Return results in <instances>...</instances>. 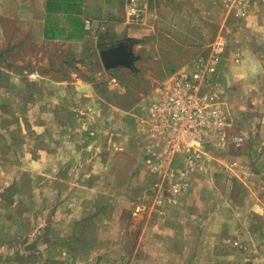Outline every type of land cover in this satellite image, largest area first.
<instances>
[{"label":"crops","instance_id":"0c3cea01","mask_svg":"<svg viewBox=\"0 0 264 264\" xmlns=\"http://www.w3.org/2000/svg\"><path fill=\"white\" fill-rule=\"evenodd\" d=\"M139 2L142 19L132 22L126 0H0V118L1 106L10 105V120L27 121L35 133L27 136L38 138L43 148L31 159L32 168L53 160L55 169L75 173L84 164L81 155L91 154V172L85 179L96 174L95 179L102 180L110 168H127L120 157L136 153L137 137L141 154L134 165L140 164L147 176L145 193L105 194V222L112 218L115 231L107 247L97 245L99 264H264L261 252L237 259L242 245L250 253L259 248L264 253V224L257 230L250 219L264 220L260 198L244 194L249 196L246 207L230 205L234 196L226 190L232 186L215 175L233 162L245 164L246 158L218 155L201 168L148 165L154 110L164 86L194 57L205 55L218 36L226 45L215 78L225 89L226 108L242 111L244 104H251L264 112V71L247 80L229 75L230 65L243 60L245 53L264 68V4L252 2L247 15L236 18L225 0ZM122 43L128 45L131 65L105 70L99 52ZM112 78L119 82V91L107 87ZM133 83L141 87L137 99L130 93ZM249 122L254 128L247 132L232 124L231 135L239 130L243 136L240 146L230 148L244 147L255 162L264 153V134L258 129L264 115L250 114ZM101 155L109 159L103 161ZM178 174L188 187L173 197L170 187ZM220 185L222 191L215 188ZM136 200L138 214L135 208L127 210L129 205L119 209ZM98 213V208L91 212ZM237 241L247 244L237 248Z\"/></svg>","mask_w":264,"mask_h":264},{"label":"rangeland","instance_id":"374dc122","mask_svg":"<svg viewBox=\"0 0 264 264\" xmlns=\"http://www.w3.org/2000/svg\"><path fill=\"white\" fill-rule=\"evenodd\" d=\"M45 49L53 52L52 47L47 46ZM138 52L140 53V50H137L136 54ZM140 55L143 56V52ZM236 59L239 58H234L235 62ZM85 60L88 59H83L84 63H87ZM98 61L101 64L100 58ZM91 62L95 65L94 61ZM149 66H151L150 62L145 68ZM133 85L130 93L132 98L137 99L141 93V87L137 83ZM222 89L225 91L224 87ZM254 107L255 105L244 104L242 111L229 106L228 108L225 106V110L231 124L242 129L240 131L247 132L254 128L249 122L250 114H255V117L258 114L264 115V112H261V106L258 110ZM1 109L4 119L0 118V264H99L102 257L101 249H97V245L106 246L109 234L115 231L112 218L105 222L107 219L104 214L107 212L105 194L110 192L122 194L130 191L136 192V195L140 191L141 194L145 193L144 184L147 176L138 164L139 154H141L139 140L137 137L136 141L133 140L136 153L132 152L126 157H120V164L126 163L127 168H110L102 180L95 179L96 174L95 178H92L93 174H90L89 179L84 178L91 172L88 168L91 154L86 153L81 155L85 157L84 164L75 173L68 168L55 169L57 163L53 160L46 161L43 168L42 166L32 168L31 159L38 156L37 151L43 148L42 144L38 142V138L27 136L28 133L35 135L30 131L27 121L10 120V105H2ZM258 125V129L264 134V123L259 122ZM240 131L238 130L236 134L243 136ZM234 136L235 134L231 135L229 132L226 145L212 155L214 157L223 155L229 158L238 154L249 162L248 159L252 160L251 155L246 153L244 147L232 149L237 147L233 143ZM141 145L143 146L144 142ZM146 145H148L147 141ZM101 156L103 161L104 158L109 159L107 155ZM135 160L138 163L134 165ZM247 162L245 164L233 162L228 165L229 167L217 170L215 175L219 176L221 181H229L232 186L230 191L226 190V192L234 196V199L227 203L235 206L234 204L239 202L240 204L236 205L244 208L247 206L249 197L244 194L252 193L260 198L259 205L264 208V153H259L255 162L253 160V163ZM261 164L263 166H260ZM106 171L108 170L106 169L104 173ZM147 171L150 173L149 170ZM128 180L135 183L128 186L125 183ZM106 182L111 185L107 186ZM223 185L215 188L222 191ZM81 197L84 198L83 202ZM136 202L137 200L125 205L121 204L119 209L126 208L128 205L127 210L135 208ZM96 208L102 213L91 214ZM250 219L253 221V227L257 230L263 229L264 220L261 221L253 216H250ZM128 228L129 224L126 226L127 230ZM94 238L98 242H94ZM243 243L247 244V241ZM243 243L239 242L241 245ZM262 250L259 248L255 250V253H250L249 249L242 245L237 259L254 258L260 252L264 258Z\"/></svg>","mask_w":264,"mask_h":264},{"label":"built area","instance_id":"2783aa9c","mask_svg":"<svg viewBox=\"0 0 264 264\" xmlns=\"http://www.w3.org/2000/svg\"><path fill=\"white\" fill-rule=\"evenodd\" d=\"M252 2L264 4V0H225V5L234 17L244 18ZM126 15L132 22L141 21L139 0H126ZM225 45L224 37L218 36L205 55L196 56L164 86L154 110L150 168H175L182 164L201 168L215 159L213 152L226 145L232 124L224 106V90L215 78ZM107 87L119 91L120 85L112 78L107 81ZM233 143L240 146L241 137L235 135ZM178 176L170 187L173 197L188 187L181 179L182 174ZM140 210L139 206L135 207L134 215ZM234 245L240 247L238 242Z\"/></svg>","mask_w":264,"mask_h":264},{"label":"water","instance_id":"95a60500","mask_svg":"<svg viewBox=\"0 0 264 264\" xmlns=\"http://www.w3.org/2000/svg\"><path fill=\"white\" fill-rule=\"evenodd\" d=\"M101 64L105 70H114L119 66H130L127 44H117L99 52Z\"/></svg>","mask_w":264,"mask_h":264},{"label":"clouds","instance_id":"9594fccd","mask_svg":"<svg viewBox=\"0 0 264 264\" xmlns=\"http://www.w3.org/2000/svg\"><path fill=\"white\" fill-rule=\"evenodd\" d=\"M260 71H264V68L247 53L244 54L243 60L229 67V75L237 80H247Z\"/></svg>","mask_w":264,"mask_h":264},{"label":"trees","instance_id":"16d2710c","mask_svg":"<svg viewBox=\"0 0 264 264\" xmlns=\"http://www.w3.org/2000/svg\"><path fill=\"white\" fill-rule=\"evenodd\" d=\"M102 47V46H101ZM101 49V48H100Z\"/></svg>","mask_w":264,"mask_h":264}]
</instances>
